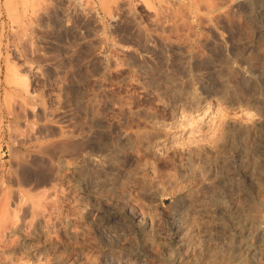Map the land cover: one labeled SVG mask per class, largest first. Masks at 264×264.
<instances>
[{"label": "rangeland", "instance_id": "374dc122", "mask_svg": "<svg viewBox=\"0 0 264 264\" xmlns=\"http://www.w3.org/2000/svg\"><path fill=\"white\" fill-rule=\"evenodd\" d=\"M0 264H264V0H0Z\"/></svg>", "mask_w": 264, "mask_h": 264}, {"label": "bare ground", "instance_id": "6f19581e", "mask_svg": "<svg viewBox=\"0 0 264 264\" xmlns=\"http://www.w3.org/2000/svg\"><path fill=\"white\" fill-rule=\"evenodd\" d=\"M237 246H238L239 248H243V249L246 250V251H251V250H252V247H251V246H249V245L243 243L242 241H241V242L239 241V242L237 243Z\"/></svg>", "mask_w": 264, "mask_h": 264}]
</instances>
